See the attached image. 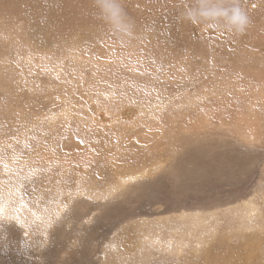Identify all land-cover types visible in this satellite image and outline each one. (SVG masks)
Returning a JSON list of instances; mask_svg holds the SVG:
<instances>
[{
	"label": "rangeland",
	"instance_id": "rangeland-1",
	"mask_svg": "<svg viewBox=\"0 0 264 264\" xmlns=\"http://www.w3.org/2000/svg\"><path fill=\"white\" fill-rule=\"evenodd\" d=\"M242 5L244 34L208 36L180 19L182 0H125L135 28L119 37L90 0H0V264H139L149 229L146 264H264V206L242 213L264 205V0ZM85 171L98 188L79 194ZM52 200L65 209L39 230ZM183 214L214 222L205 252ZM152 218L180 246L137 226Z\"/></svg>",
	"mask_w": 264,
	"mask_h": 264
},
{
	"label": "bare ground",
	"instance_id": "bare-ground-1",
	"mask_svg": "<svg viewBox=\"0 0 264 264\" xmlns=\"http://www.w3.org/2000/svg\"><path fill=\"white\" fill-rule=\"evenodd\" d=\"M249 1V0H248ZM259 1V0H258ZM249 3V2H248ZM253 4H255V3H253V2H251L250 4H249V6L250 7H252V5ZM253 8V7H252ZM196 31L198 32V33H196V34H199L200 33V35L203 33V32H208V33H206V35H208V34H210V33H214V34H216V33H219L216 29H214V28H205V27H202V26H197V28H196ZM203 34H205V33H203ZM209 36V35H208ZM35 52V51H34ZM225 53V52H224ZM234 54V53H233ZM257 55V54H256ZM255 55V56H256ZM236 57V56H235ZM234 56H231V57H228V61H230L234 66H236V67H238L240 70H242V71H244L245 69H243V67H242V65H239V62H237V63H235L237 60H236V58H235ZM210 61H212L211 59H210ZM244 62H246V61H244ZM208 64V63H207ZM203 65V64H202ZM248 65V64H247ZM208 66H211L212 67V73L213 72H215V68H216V65H213V63L210 65V64H208ZM203 68V67H202ZM186 72V71H185ZM220 73V72H219ZM201 76H203V75H201ZM206 76V75H205ZM229 82H231L230 80H227L226 81V85L228 86V88H223V84H221L220 85V88L219 89H221L222 91H224L225 89L226 90H228V89H230L231 87H229V85H228V83ZM201 83V82H200ZM23 85V84H22ZM239 87L241 88L242 86L241 85H239ZM253 90V89H252ZM201 98H203L202 96H199V98L198 99H196L195 98V100H196V102H195V105L197 106V105H199V104H197L198 103V101H200V99ZM207 99V96L204 98V100H206ZM192 104V103H191ZM200 108V107H199ZM220 108H223L222 106L220 107ZM177 109V108H176ZM205 110H206V107H205ZM215 110H216V108H215ZM3 111V113H5L6 114V119H4V121H7V123L8 124H12V121L11 120H9V118H8V112L10 111V110H2ZM135 111H136V109H134V108H132V107H128V108H126L125 110H123L122 112H120V114L118 115V117L120 118V116H121V118H128V117H130V116H132V114L133 113H135ZM208 111H210V110H208ZM208 111H202V110H199V119L200 118H202V116L203 115H205V114H207L208 113ZM203 112H205V113H203ZM20 113H22V112H20ZM98 114H100V113H98ZM97 114V115H98ZM136 114H137V112H136ZM0 115H1V113H0ZM17 117L19 118V120H24L23 119V117H21L20 115H19V113L17 112ZM33 115V114H32ZM101 115H102V117H103V120H107V114L106 113H101ZM111 115V114H110ZM196 115V114H195ZM96 116V115H95ZM94 116V117H95ZM112 116V115H111ZM197 116V115H196ZM5 117V116H4ZM11 117V116H10ZM110 117V116H109ZM113 117V116H112ZM112 117H110V119L112 118ZM14 118V117H13ZM98 118V117H97ZM118 118V119H119ZM120 118V119H121ZM92 119V118H91ZM114 120V119H113ZM117 120V119H116ZM115 120V121H116ZM109 121V120H108ZM204 121H206V120H204ZM112 122V121H111ZM199 122H200V120H199ZM202 122V121H201ZM0 123H1V121H0ZM3 123V122H2ZM100 126H102V124L100 125ZM123 126V125H122ZM124 127H125V124H124ZM117 129V128H116ZM190 129V128H189ZM31 133V132H30ZM27 134V133H26ZM3 136V135H2ZM252 136V135H251ZM250 136V137H251ZM20 137V136H19ZM30 137V136H29ZM254 139V138H253ZM2 141V140H1ZM22 142V141H21ZM2 144V143H1ZM7 145V144H6ZM36 168V167H35ZM7 170V169H6ZM152 172V171H151ZM25 173V172H24ZM149 175V167L148 168H144V167H141L140 169H136V171H135V173L134 174H132L131 175V178H133V179H141V180H144V178H146L147 176ZM42 176V175H41ZM43 177V176H42ZM80 177H81V179H77V192L79 193V194H85L84 192H91L93 189H96V188H98V185L97 184H95V185H91V182H90V180L88 179V175H87V172L85 171V173H83L82 174V176L80 175ZM120 177H118V179H119ZM96 179V178H95ZM118 184H120V183H118ZM35 185V184H34ZM7 186H9V187H7V189L9 190L10 188H11V183L9 184V185H7ZM59 188L60 189H62L61 188V186H59ZM55 189V188H54ZM57 189V188H56ZM55 189V190H56ZM12 190V189H11ZM55 190H54V192H55ZM82 192V193H80V191ZM59 192H61L60 190H59ZM53 193V192H52ZM56 195V194H55ZM54 195V196H55ZM257 195V194H256ZM255 195V196H256ZM53 196V197H54ZM252 198V197H251ZM247 200H249V198L247 199ZM5 201V200H4ZM104 201H106V200H104ZM259 202H255L253 199L252 200H249V202H245L244 203V205H245V208L243 209V211H242V213H259L258 211H260V208H263V206L264 205H262L263 203H262V201H261V199H259L258 200ZM261 202V203H260ZM2 203V202H1ZM3 204V203H2ZM14 205V204H13ZM13 205H12V207H13ZM11 206H10V208H12ZM15 207V206H14ZM13 207V209H15ZM64 209H65V207L63 206V203H61L59 200H52V209L50 210V211H48L47 213V215H44L46 212L45 211H41L40 212V220H41V222H40V224H39V226H40V229L39 230H42V229H44L45 231H47V225L49 224V223H51V221H52V219H56V218H58V217H60L61 216V213L60 212H62V211H64ZM12 211V210H11ZM15 211H17L16 209H15ZM57 212L58 211V213H52V212ZM209 211V210H208ZM13 213V212H12ZM11 212H10V214H12ZM50 213H52V219H50V218H48L49 216H50ZM211 213H217L216 211H214V212H211ZM7 214H9V213H7ZM14 214V213H13ZM2 215H4L3 213H2ZM16 215H17V213H16ZM24 215V214H23ZM42 215H44V216H42ZM9 216V215H8ZM13 217V216H12ZM21 217V216H20ZM45 217V218H44ZM13 219V218H12ZM39 219V218H38ZM27 220V219H26ZM181 220H183L184 221V223H187V222H194V220H195V225H194V227H197V228H202V229H199V230H201L200 232L198 231V232H196L197 234H199V238H198V236L197 235H195V239L194 238H192L193 240V242H196V244H195V247L197 246V249H199V250H201V251H204L205 252V249H203L204 248V246H205V243L204 242H202V239H203V237H202V233L203 232H206V231H208V229H211L212 227V225L214 224V222L212 221V222H210V221H208V220H204V217L203 216H201V215H199V216H197L196 218L195 217H191V216H187V215H181ZM238 220H240V218L238 219ZM238 220H236V222H237V224H236V231H235V236H237V235H239V237H240V234H239V232H240V230H241V227H243V226H241L240 225V223H239V221ZM29 221V220H28ZM206 221H208V222H206ZM17 223L18 224H16L19 228L21 227V226H24V224L25 225H27V223L26 222H19V221H17ZM74 223V222H73ZM152 224H154L155 226H156V231L158 232V234H159V236H160V239H159V241L161 242V243H163V244H165V245H167L169 242L172 244V243H177L179 246H180V244H181V240H176L175 238H174V232H169V234H170V236L168 235V239H167V236H166V231L164 230V228H165V226L166 225H163V223H161L160 222V220L158 219V218H152V219H149V220H147L145 223H143V222H140L137 226L139 227V228H141V230L142 231H144V230H146V229H148V228H150L151 226H152ZM209 224V225H208ZM74 226V225H73ZM189 228H191L190 226H187V229H189ZM191 231V230H190ZM84 232H85V230H84ZM153 231L151 230V229H149V230H147L145 233H141L137 238L140 240V245H139V257H140V260H139V264H146V260H150V257H151V253H150V246L148 245L149 243H150V241H151V239H150V235H151V233H152ZM10 234V233H9ZM23 235V234H22ZM178 235V234H177ZM190 236H194V234L192 233ZM85 237V236H84ZM131 238H132V236H130ZM182 237H184V235L183 234H179V238H182ZM242 237V236H241ZM28 240V239H27ZM220 241L222 242L223 241V238L222 239H220ZM223 242H225V241H223ZM227 242H230V240H227ZM44 243V242H43ZM220 243V242H219ZM224 245V244H223ZM227 245V244H226ZM229 245V244H228ZM231 245V244H230ZM179 246H177L176 248H174V247H172L171 249H169V248H166V252L168 253V254H172V255H175L176 254V251L180 248ZM226 247H228V246H226ZM147 250V251H144V250ZM42 250V249H41ZM180 250H182L183 251V249H180ZM38 251H39V249H38ZM207 251V250H206ZM230 249L228 250V248H226L225 250H224V252H225V256L227 255V256H229L230 258H231V255H230ZM177 254H178V252H177ZM234 254V256H236V254L235 253H233ZM42 255V254H41ZM202 255V254H201ZM200 255V256H201ZM202 257H203V255H202ZM232 259V258H231ZM233 259H235L234 257H233ZM211 261V260H210ZM166 264H170V263H167V262H165ZM257 263H259V262H257ZM176 264H182L180 261L178 262V263H176ZM190 264H192V263H190ZM196 264H209V261L207 260V259H201L199 262H197ZM212 264V263H211ZM244 264H251L250 263V261H247V262H245Z\"/></svg>",
	"mask_w": 264,
	"mask_h": 264
},
{
	"label": "clouds",
	"instance_id": "clouds-1",
	"mask_svg": "<svg viewBox=\"0 0 264 264\" xmlns=\"http://www.w3.org/2000/svg\"><path fill=\"white\" fill-rule=\"evenodd\" d=\"M93 18L110 33L130 37L135 28L125 0H90ZM179 17L193 26L215 28L232 35H242L252 23L242 0H182Z\"/></svg>",
	"mask_w": 264,
	"mask_h": 264
},
{
	"label": "snow or ice",
	"instance_id": "snow-or-ice-1",
	"mask_svg": "<svg viewBox=\"0 0 264 264\" xmlns=\"http://www.w3.org/2000/svg\"><path fill=\"white\" fill-rule=\"evenodd\" d=\"M252 7H253V8H255V7H256V5H255V4H253V5H252Z\"/></svg>",
	"mask_w": 264,
	"mask_h": 264
}]
</instances>
